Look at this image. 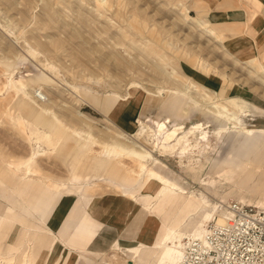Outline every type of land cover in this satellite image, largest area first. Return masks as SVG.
I'll use <instances>...</instances> for the list:
<instances>
[{"label": "rangeland", "instance_id": "374dc122", "mask_svg": "<svg viewBox=\"0 0 264 264\" xmlns=\"http://www.w3.org/2000/svg\"><path fill=\"white\" fill-rule=\"evenodd\" d=\"M187 16L209 21L217 38ZM254 50L260 53L249 34L220 29L206 19L199 0H0V212L5 205L8 212L5 217L3 211L0 220V264H22L24 255L43 258L42 264H141L138 256L130 257V249L139 247L142 238L151 240L148 234H141L138 243L117 244L102 254L86 253L78 245L92 223L99 227V216L147 209L143 181H135L147 171L214 210L230 201L264 208V181L241 185L218 168L233 144L243 149L244 158L260 163L258 177L264 172V140L249 145L242 135L221 131L223 121L206 111L211 104L202 99L204 92L187 87L203 84L215 97L211 102H223L241 127L264 125V78ZM39 92L42 101L35 97ZM238 94L245 101L236 100ZM14 99L33 102L18 115L25 124L32 121L53 135L57 145L52 152L44 154L46 145L26 139L12 125L8 109ZM36 105L49 110L43 117L51 127L35 121ZM88 141L93 142L90 156L77 155L80 144ZM31 145L39 151L33 160ZM106 145L126 149L117 157L122 169H110L114 161L105 160ZM97 160L102 161L98 169ZM11 161L22 166L27 162L35 171L27 206L16 198L9 202V191H3L15 181L3 169V163ZM71 163L85 173L90 186L82 180L70 184ZM81 196L86 205L100 202L92 203L90 222L80 218L82 208L76 202ZM121 200L126 203L123 210ZM188 205L169 206L168 212L181 213ZM12 208L19 210L13 214ZM164 213L155 216L153 245ZM64 224H69L68 233L78 234L61 238ZM192 227L188 232L181 228L179 234L191 233ZM60 242L62 250L57 248Z\"/></svg>", "mask_w": 264, "mask_h": 264}, {"label": "bare ground", "instance_id": "6f19581e", "mask_svg": "<svg viewBox=\"0 0 264 264\" xmlns=\"http://www.w3.org/2000/svg\"><path fill=\"white\" fill-rule=\"evenodd\" d=\"M187 17L191 21H195L197 26L199 28L203 29L204 31H206L209 36H213V37L217 38V35L213 31L210 30V28L208 26V23L206 21H203V20H200V19H193L191 16H187ZM60 44L58 43V45H60ZM70 61H72V59ZM75 65L78 66L77 64H75ZM259 69H260V72L262 73V77L264 78V65L259 63ZM161 75H162V73H161ZM162 76H164V75H162ZM170 76H172V74ZM262 83H264V82H262ZM12 84H13L14 89L18 90L17 85H15V83H12ZM22 85H23L22 82L19 83V86H22ZM131 85H133V84H131ZM143 87L145 88V86H143ZM187 87H191V89H193V91L200 92V90H201V92L202 91L204 92L203 93L204 96H203L202 99L203 100L209 99L207 101H210V104H211V105H206L207 102L205 103L206 106H209V108L206 111L209 112V114L211 113L216 119L223 121V125L219 128L221 131L226 132L228 130L230 132H235V131H238V130H242L246 135H251L253 133L251 130H248V129L244 128V127H241L242 124H241L240 120L236 117L235 113L233 111L229 110V108L227 106L221 104L223 102L219 103V100H218V102L217 101L211 102L212 99H214L215 97L211 96L209 93H206L207 91L204 90L205 87L203 85L191 84V86L189 85ZM177 90H178V88H177ZM160 91H161V89H160ZM179 91H180V89H179ZM151 92H148V93H151ZM182 92H184V91H182ZM169 93L176 94V91H170ZM39 94L42 95L43 100H44L43 94L41 92ZM188 95H190V94H188ZM35 97L38 99L37 96H35ZM215 100H217V99H215ZM193 101H194V97H193ZM32 104H33V102H31L30 100L28 101L27 99L26 100H22V99L15 100L14 99L13 104L10 105V107L8 109V114L11 116L10 121H11V123L13 122L12 125H14L16 127V130L18 129L20 134L22 136H24L26 139L31 140V138H35L37 141L41 142L43 145H46L47 150H42V152L44 154H46V153L49 154V152H52L51 150L55 147V145H57V142L53 141V135L50 132H46V130H42V129L40 130V128H38L36 126V124L34 122H32V121L26 120V124H25L23 118H21L18 115V112L21 113L22 110H24V109L32 108V106H33ZM200 105H201V102H200ZM32 111L36 115L35 116V121L44 122V124L42 126L45 127V128L46 127H51V124L48 122L49 120L43 117L44 114H48L49 110L47 111V109L41 108V107L36 105V107L33 108ZM201 114H203V113H201ZM195 129H197V128H195ZM147 130H149V128ZM144 132L146 133V131H144ZM117 137H119V135ZM120 137L122 138V136H120ZM162 139H164V138H162ZM124 140L125 139H123V141ZM28 142H30V141H28ZM92 143H93L92 141H88L87 143L80 144V146L77 149L78 153L76 152L77 155L81 152L82 154L90 156V151L92 149L89 150V147H90V145H92ZM121 143H124V142H121ZM142 147H144V146H142ZM117 148H119V151L116 150ZM103 149L105 150V152L102 151ZM103 149H101V151L103 152L105 160L106 161L107 160L114 161V163L112 162L113 164L110 162L111 165H112L110 169H112V170H120L122 164H120V161H119V159H117V157H119L121 155V153L125 152L126 149H124L123 146L121 147L119 145L111 147V148H108L107 145H106V146H103ZM164 151L165 150H163V152ZM128 152L134 153L135 151L132 152L130 150L129 151L127 150V153ZM38 153H39V151L34 152L33 146L31 145V160H33ZM81 153H80V155H81ZM135 155H138V154H135ZM142 155H144V154H142ZM145 155L147 156L148 154H145ZM137 157H140V156H137ZM10 160H11V158H10ZM95 162H96L97 169H98L101 166L102 161L101 160H97ZM26 163L22 166V165L14 164V163H12V161L11 162H4L3 163V169H4L5 172L11 174L15 179H17L18 185H23L24 181L26 179H32L33 174L35 173L33 168H31V166L29 164H26ZM36 163H37V161H36ZM105 164H109V163L105 162ZM68 167H69L68 180H69L71 185H76V183L79 184V182L81 180L83 182L86 181L85 173L83 172L84 173L83 174L82 172H79L76 165L71 163ZM105 167H107V166H105ZM140 167L142 168L143 166L141 165ZM131 174L129 176H131ZM38 175H39V173H38ZM140 179L143 181V185H142L143 186V191H144L143 194H144V196L146 198L145 199L146 202H148V205H146L147 209H148V212L150 214L152 212L156 213L155 207H157V208L160 207V210L162 211V213L166 212V214L164 213V215H166L167 218L166 217L164 218L165 222H163V228H161L160 231H159V234H158L157 239H156V243L154 245H153V243L152 244L141 243V245L139 247H136L133 251H130V253H131L130 257H133L134 253L137 254V256L139 257L138 258L139 262L141 264H146L147 260L149 258H152V260H153L152 264H187L183 260V245H184L183 241L186 238H189L190 236H192V237H194L196 239L202 238L203 233L205 231L206 224L209 223L212 220H216V219L218 221L220 220L221 217H220V213H219V207L223 203H218L215 206V210L211 209L212 207L210 208L209 204L206 201H204V200H195L192 197L184 196L183 190H181L180 187L177 186V184L171 183L167 179L165 180V179H162L161 177L154 178V174L150 173L149 171H147V173H140L138 175V178L135 181L137 182ZM48 181L50 182V180H48ZM85 185H89L90 186V183L89 182L88 183L84 182V186ZM113 185L116 188H120V185L117 182H113ZM199 198H201V197H199ZM150 201H153L154 206L152 205L153 203L150 202ZM184 202H186L187 204L189 203V205H188V207L185 206V210L183 212L174 213V212H171V209L168 212V207L169 206H176V208H179V207H181L183 205ZM224 203H226V202H224ZM163 204H166L164 209L160 206V205H163ZM248 206H250V205L248 204ZM84 218H86V220L88 221L89 218H90L89 213H84L83 220H85ZM203 220H206L207 223L206 224H202L201 221H203ZM191 224L194 225L193 227H195V228H193ZM191 227L193 228L191 233L189 232L188 234H179V231H180L181 228H185L186 229L185 232H188L187 230H189ZM48 252L49 251H47V253ZM42 259L43 258H41V260L37 261V259L33 260V259H30V257H28L27 255H24L22 264H42L43 263ZM19 263H21V262H19Z\"/></svg>", "mask_w": 264, "mask_h": 264}, {"label": "crops", "instance_id": "0c3cea01", "mask_svg": "<svg viewBox=\"0 0 264 264\" xmlns=\"http://www.w3.org/2000/svg\"><path fill=\"white\" fill-rule=\"evenodd\" d=\"M199 1L200 10L204 13L205 18L211 20L220 29L231 28L234 31L241 33L242 35L244 33H247L252 36L253 42L256 43V47L258 51H260V53H256L255 50L254 52L260 57L259 63L264 65V0ZM200 20H203V18H200ZM206 22L208 23L209 21ZM210 30L213 31L211 28ZM242 41L243 43H248L245 40ZM241 97L242 94H238L235 98L236 100L245 101ZM244 128L251 130L253 133L251 135H246L242 130H238L235 132L237 133L236 135H242L241 140L248 139L249 145L252 143L254 144L260 140H264V125H259L252 128ZM242 150L243 149L240 148H233L232 144L229 154L225 157V159L220 160V162L218 163V168H221L222 170H227V173L232 177V179L238 181L241 185H246L249 182L255 181L256 179L259 181V185L262 184V182L264 181V172L259 174L258 177L256 176L257 172L260 171V163L257 161L254 162L250 158H244L243 155L240 154ZM14 180L15 181L11 185H4L5 188L3 191H9V194L6 195L8 201L10 202L13 198H16V202L20 201L19 203L24 202L26 206L29 205L27 199L29 197L28 193L30 191L31 181L33 179H26L23 185H18L17 179L14 178ZM3 191L1 193H3ZM76 203L78 207L82 208V214L80 216V218L82 219L84 213H89L90 216L94 217V211L91 207L92 203L99 204L100 202L92 201L90 202V205H86V203L83 202V197L81 196L79 197ZM31 205L33 204L31 203L30 206ZM119 206L121 210H123V208H126V203L121 200ZM160 206L164 209L166 204ZM3 207L4 209L2 208V211L0 212V220H2L4 217L3 211L6 212L5 217L8 213L6 211V205ZM97 209L99 210V207H97ZM115 209L116 208H113V211L111 212H114ZM155 209L156 213L152 214H149L145 207H138L134 209L131 213L128 212V214L125 213L122 215V213H118L115 214L113 217L99 216V227L97 224H93L91 222L92 226H90L87 231H84V233L80 237V245L78 246L82 248L84 247V251L86 253L102 254L107 251H110V249L117 244L138 243L141 239V234L142 236L148 234V237L151 238V240H149V238L147 240L142 238L141 242L151 244L152 238L155 236L158 228H156L157 224L155 221V216H157L159 212H161L160 207H155ZM17 210H19V208H12L11 212L15 214ZM88 222L90 221L88 220ZM73 225L74 224H72L71 227H73ZM53 227H56V225H53ZM68 227L69 224L62 225L60 229L61 238H64L66 235L70 234L72 236L74 234H78V232L75 230H71V232L68 233L66 231ZM57 248H59V250H62V248H64V244L59 243V246H57ZM43 250L44 249H42L41 252ZM132 250L133 249H130V251ZM136 256L137 254L134 253L133 257ZM128 261L134 263L132 262V260Z\"/></svg>", "mask_w": 264, "mask_h": 264}, {"label": "built area", "instance_id": "2783aa9c", "mask_svg": "<svg viewBox=\"0 0 264 264\" xmlns=\"http://www.w3.org/2000/svg\"><path fill=\"white\" fill-rule=\"evenodd\" d=\"M39 93L36 96L42 101ZM219 213L220 220L207 223L202 238L185 239L184 262L264 264V208L230 201L220 205Z\"/></svg>", "mask_w": 264, "mask_h": 264}]
</instances>
